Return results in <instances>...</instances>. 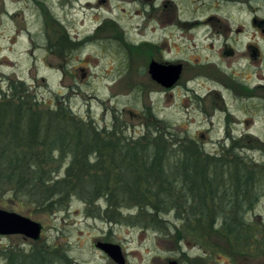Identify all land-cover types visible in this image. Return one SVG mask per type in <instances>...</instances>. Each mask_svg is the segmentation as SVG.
<instances>
[{
	"label": "rangeland",
	"instance_id": "374dc122",
	"mask_svg": "<svg viewBox=\"0 0 264 264\" xmlns=\"http://www.w3.org/2000/svg\"><path fill=\"white\" fill-rule=\"evenodd\" d=\"M161 1L0 0L1 100L4 93H10V80L24 81L27 96L36 98L41 106L55 109L63 104L76 119L91 122L101 130L111 131L118 124L134 140L148 134L151 110L156 118L169 124L171 136H168L173 144L181 146L192 138L209 153H221L223 148L231 146L232 139L225 138L222 129L213 128L206 112L193 101H184V90H166L151 79L145 63L155 47L145 48L141 51L143 55L132 60V50L107 36L110 28L96 35L100 23L112 17L129 41L138 45L147 41L159 46L163 32L148 13L150 6L158 8ZM57 33L66 34L74 45L80 43L79 47L70 50V46L55 45ZM173 43L172 37L163 52L168 60L177 55ZM155 58L160 59L161 54L157 53ZM141 63L145 65L138 69ZM232 105L236 114L242 113L240 102ZM251 130L263 142L253 148L255 139H246L242 141L246 148L236 149V154L252 165H264V121L261 130L254 127ZM40 133L44 138V132ZM104 147L112 149L108 144ZM261 180L258 203L248 214L255 240L249 233V238L252 236L249 242H234L232 249L226 241L217 238L214 241L218 246L213 245L208 256L194 238L182 240L126 220L109 221L99 213L100 204H87L78 195L58 211L47 212L34 202L39 198L38 193L15 195L3 191L6 187L1 186L0 207L26 215L40 222L43 228L39 239L0 234V264H116L96 247V242L107 239L122 246L126 264H193L198 257L202 264H264V175ZM99 203L104 210L106 202ZM166 219L170 224H180L174 214ZM12 251L17 260H9ZM46 251L48 259L32 261L33 255L47 254Z\"/></svg>",
	"mask_w": 264,
	"mask_h": 264
},
{
	"label": "trees",
	"instance_id": "16d2710c",
	"mask_svg": "<svg viewBox=\"0 0 264 264\" xmlns=\"http://www.w3.org/2000/svg\"><path fill=\"white\" fill-rule=\"evenodd\" d=\"M57 35L55 45L70 50L80 45L64 33ZM9 87L10 93L0 98L3 191L38 193L34 202L47 212L58 211L78 195L87 204H100L99 213L109 221L126 220L182 240L194 238L205 252L218 246L217 238L230 248L237 241L249 242L250 234L255 240L248 214L260 197L264 165H252L236 149L209 153L192 138L183 146L173 144L169 124L151 110L148 134L137 141L118 124L111 131L101 130L76 119L63 104L55 109L41 106L27 96L24 81L12 79ZM171 214L180 224L168 223ZM46 252L33 255L32 261L48 259ZM8 255L10 261L17 260L14 251ZM200 259L192 263L202 264Z\"/></svg>",
	"mask_w": 264,
	"mask_h": 264
},
{
	"label": "flooded vegetation",
	"instance_id": "af4514ba",
	"mask_svg": "<svg viewBox=\"0 0 264 264\" xmlns=\"http://www.w3.org/2000/svg\"><path fill=\"white\" fill-rule=\"evenodd\" d=\"M149 9L148 17H154L152 21L156 20L163 32L159 46L129 41L112 17L100 23L96 35L110 28L107 36L132 50V60L143 55L145 48L155 47V52L145 57L148 73L153 61L163 66L173 64L176 78L170 87L150 74L153 81L166 90H184V101H193L206 112L213 128L222 129L225 138L232 139L227 149H245L242 141L250 138L255 139L251 146L258 147L263 141L251 129L261 130L264 121V0H162L161 6L152 5ZM172 37L177 55L168 60L163 52ZM157 53L161 54L160 59L155 58ZM201 89L206 92H199ZM236 101L240 102V114L232 105ZM124 256L127 262L125 253Z\"/></svg>",
	"mask_w": 264,
	"mask_h": 264
},
{
	"label": "water",
	"instance_id": "95a60500",
	"mask_svg": "<svg viewBox=\"0 0 264 264\" xmlns=\"http://www.w3.org/2000/svg\"><path fill=\"white\" fill-rule=\"evenodd\" d=\"M149 72L153 79L170 87L176 78V66L151 62ZM163 75L169 76L168 78ZM42 224L26 215L15 211H9L0 207V234H20L32 239L41 237ZM96 247L104 251L112 260L119 264H125L122 247L113 242L98 241Z\"/></svg>",
	"mask_w": 264,
	"mask_h": 264
}]
</instances>
